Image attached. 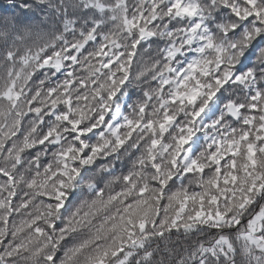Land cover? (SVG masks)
<instances>
[{"label":"snow or ice","instance_id":"6c2138e0","mask_svg":"<svg viewBox=\"0 0 264 264\" xmlns=\"http://www.w3.org/2000/svg\"><path fill=\"white\" fill-rule=\"evenodd\" d=\"M0 264H264V0H0Z\"/></svg>","mask_w":264,"mask_h":264}]
</instances>
